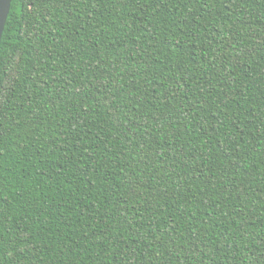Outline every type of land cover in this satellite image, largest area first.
<instances>
[{"label": "trees", "instance_id": "1", "mask_svg": "<svg viewBox=\"0 0 264 264\" xmlns=\"http://www.w3.org/2000/svg\"><path fill=\"white\" fill-rule=\"evenodd\" d=\"M0 264H264V0H12Z\"/></svg>", "mask_w": 264, "mask_h": 264}, {"label": "water", "instance_id": "2", "mask_svg": "<svg viewBox=\"0 0 264 264\" xmlns=\"http://www.w3.org/2000/svg\"><path fill=\"white\" fill-rule=\"evenodd\" d=\"M12 0H0V44L10 13Z\"/></svg>", "mask_w": 264, "mask_h": 264}]
</instances>
